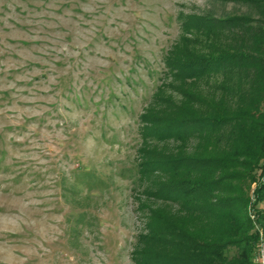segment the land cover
Returning a JSON list of instances; mask_svg holds the SVG:
<instances>
[{
	"label": "rangeland",
	"instance_id": "rangeland-1",
	"mask_svg": "<svg viewBox=\"0 0 264 264\" xmlns=\"http://www.w3.org/2000/svg\"><path fill=\"white\" fill-rule=\"evenodd\" d=\"M240 7L232 0H0V264H134L143 206L163 203L146 196L149 176L137 185L126 175L149 160L141 152L142 114L165 78L180 14ZM259 165L252 198L264 156ZM85 171H96L105 188L81 184ZM80 211L88 218L74 232Z\"/></svg>",
	"mask_w": 264,
	"mask_h": 264
},
{
	"label": "trees",
	"instance_id": "trees-1",
	"mask_svg": "<svg viewBox=\"0 0 264 264\" xmlns=\"http://www.w3.org/2000/svg\"><path fill=\"white\" fill-rule=\"evenodd\" d=\"M232 1L239 10L180 14L165 78L142 114L149 160L126 177L138 185L149 176L146 196L163 204L143 206L134 264H256L264 171L253 198L249 190L264 156V0ZM89 172L80 183L104 189ZM86 213L74 214V232Z\"/></svg>",
	"mask_w": 264,
	"mask_h": 264
},
{
	"label": "built area",
	"instance_id": "built-area-1",
	"mask_svg": "<svg viewBox=\"0 0 264 264\" xmlns=\"http://www.w3.org/2000/svg\"><path fill=\"white\" fill-rule=\"evenodd\" d=\"M253 217L254 215L251 214ZM256 264H264V232L260 229V240H259V247L258 252L255 257Z\"/></svg>",
	"mask_w": 264,
	"mask_h": 264
}]
</instances>
